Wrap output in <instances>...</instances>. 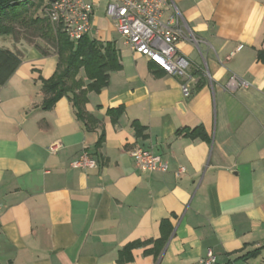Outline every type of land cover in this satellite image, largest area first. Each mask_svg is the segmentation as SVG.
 Wrapping results in <instances>:
<instances>
[{
	"label": "crops",
	"instance_id": "0c3cea01",
	"mask_svg": "<svg viewBox=\"0 0 264 264\" xmlns=\"http://www.w3.org/2000/svg\"><path fill=\"white\" fill-rule=\"evenodd\" d=\"M164 1L162 22L177 14L184 34L185 74L113 41L121 69L88 95L86 111L100 121L89 132L66 97L40 108L41 80L58 58L24 46L0 87V264H197L209 250L217 264H264V0ZM93 25L92 38L111 42ZM233 76L247 87L227 88ZM120 106L112 123L107 110ZM197 127L207 140L186 136ZM137 146L168 171L141 173ZM83 151L97 168L70 167ZM133 242L142 244L120 261Z\"/></svg>",
	"mask_w": 264,
	"mask_h": 264
},
{
	"label": "trees",
	"instance_id": "16d2710c",
	"mask_svg": "<svg viewBox=\"0 0 264 264\" xmlns=\"http://www.w3.org/2000/svg\"><path fill=\"white\" fill-rule=\"evenodd\" d=\"M30 7H34L32 0H0V37L16 35L21 29L25 35L34 36L47 45H52V51L46 53L27 39L30 42L27 46L34 47L42 55L55 54L58 58L53 75L41 80L44 98L40 108L44 111L50 110L58 100L66 97L72 105L76 119L83 124L86 131L98 128L100 121L86 111L88 95L100 93L108 84L109 74L121 69L118 49L114 42H102L89 35L83 36L76 43L71 42L59 27L50 24L44 16L30 14ZM257 58L264 64L262 53H258ZM21 62V53L0 48V87L10 79ZM123 112L124 107L120 106L108 109L107 115L112 123H116ZM132 127L136 137H143L144 127L137 122H133ZM186 136L190 139L207 140L201 127L191 130ZM103 139L101 134L95 145L96 149L101 146ZM166 240L164 235L154 241L155 255L160 253ZM141 244L142 242L128 244L120 252V261L130 260L131 249Z\"/></svg>",
	"mask_w": 264,
	"mask_h": 264
},
{
	"label": "built area",
	"instance_id": "2783aa9c",
	"mask_svg": "<svg viewBox=\"0 0 264 264\" xmlns=\"http://www.w3.org/2000/svg\"><path fill=\"white\" fill-rule=\"evenodd\" d=\"M105 2V15L112 21L117 34L128 49L146 58L168 75H184L189 67L188 61L178 55L177 42L184 37L177 14L167 23L162 22L164 0H45L43 16L60 28L71 42H78L83 36L94 32L95 10ZM230 55L226 57V60ZM247 83L231 77L227 88H245ZM184 97L190 96L188 84L181 85ZM135 167L143 174L165 173L168 163L152 151L135 147L130 152ZM98 161L87 151L70 163L73 169L97 168ZM180 167L178 174L184 173ZM2 206L0 204V216ZM197 264H216L212 251L198 260Z\"/></svg>",
	"mask_w": 264,
	"mask_h": 264
},
{
	"label": "rangeland",
	"instance_id": "374dc122",
	"mask_svg": "<svg viewBox=\"0 0 264 264\" xmlns=\"http://www.w3.org/2000/svg\"><path fill=\"white\" fill-rule=\"evenodd\" d=\"M32 2L34 3V7H30V14L38 17H43V7L45 4V0H42L41 2L40 0H32ZM95 18L97 19V24H98L96 29L103 30L104 33L108 34L110 41L111 42L115 41L116 45L120 49L127 48L123 46L122 39L115 31L112 21L105 15L104 1H102L99 7L95 10ZM17 32L18 33L16 35L0 37V48L13 50L14 52L22 54V50L24 46L30 44L28 40H31L32 43L36 44L41 49L45 50L46 53L48 51H52L53 46L47 45L43 40L38 39L34 36L25 35L21 29L18 30Z\"/></svg>",
	"mask_w": 264,
	"mask_h": 264
}]
</instances>
